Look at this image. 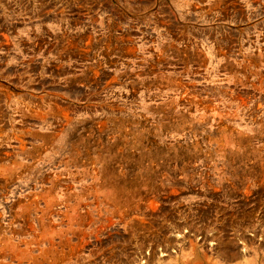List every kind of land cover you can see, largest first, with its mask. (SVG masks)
<instances>
[{"label":"rangeland","instance_id":"374dc122","mask_svg":"<svg viewBox=\"0 0 264 264\" xmlns=\"http://www.w3.org/2000/svg\"><path fill=\"white\" fill-rule=\"evenodd\" d=\"M0 264H264V0H0Z\"/></svg>","mask_w":264,"mask_h":264}]
</instances>
